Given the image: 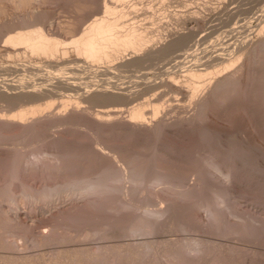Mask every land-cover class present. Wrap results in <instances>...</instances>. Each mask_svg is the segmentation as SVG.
<instances>
[{
    "label": "rangeland",
    "instance_id": "rangeland-1",
    "mask_svg": "<svg viewBox=\"0 0 264 264\" xmlns=\"http://www.w3.org/2000/svg\"><path fill=\"white\" fill-rule=\"evenodd\" d=\"M222 1L0 0V264H264V48L257 44L261 22L264 25V0H225L224 9ZM103 3L123 13L119 23L141 28L151 42L149 47L163 38L161 42L174 45L163 53L166 56L140 69L118 67L115 77L101 81L83 73L56 77V69L25 71L21 67L26 65H20L28 58L16 57L5 48L6 30L17 21L15 26L25 27L37 20L45 30L50 28V34L69 43L87 22L104 16ZM185 15L193 20L185 17L186 21ZM179 18L184 19L182 24ZM2 24L8 27L1 30ZM186 29L190 35L179 37L186 35ZM233 57L247 61L239 77L242 82L235 74L237 82L212 87L217 78L211 81L213 69L226 75L222 66ZM12 63L18 65L17 70L8 69ZM200 70L206 78L196 80L192 75ZM43 73H49L47 78L42 79ZM158 77L187 84L185 90L198 84L196 99L164 86L153 91L135 84ZM191 78L196 82L186 81ZM121 83L119 93L127 102L116 99L109 109L85 95ZM207 86L212 87V94ZM21 90L41 93V97L14 100L11 95ZM162 91L154 103L152 92ZM70 98L80 100L79 112L68 103ZM149 98L164 107L156 117L162 119V128L135 133L124 126L102 125L121 117L128 120L131 106L150 102ZM46 101L53 104L40 115L43 118L38 117L40 125L37 117L27 119V126L21 124L26 129L11 123L19 107ZM64 102L70 110L66 114ZM102 108L121 113L104 123L95 115ZM150 109H144L146 118ZM62 113L66 120L59 119ZM36 123L40 127L29 128ZM129 168L144 170L149 181L143 180L137 190L121 181L116 194L98 198L65 188ZM156 171L177 183V191L186 195L176 196L165 192L161 184H151ZM140 218L156 224L153 232ZM90 255L95 259H89Z\"/></svg>",
    "mask_w": 264,
    "mask_h": 264
},
{
    "label": "bare ground",
    "instance_id": "bare-ground-1",
    "mask_svg": "<svg viewBox=\"0 0 264 264\" xmlns=\"http://www.w3.org/2000/svg\"><path fill=\"white\" fill-rule=\"evenodd\" d=\"M94 1V0H93ZM106 1V0H105ZM123 1V0H122ZM174 1V0H173ZM176 1V0H175ZM224 1L223 0L222 2V7L224 9ZM232 1V0H231ZM84 2V1H83ZM170 2V1H169ZM221 2V1H220ZM177 3V2H176ZM181 3V2H180ZM209 3V2H208ZM36 4V3H35ZM104 5L102 6L103 7V14L104 16L103 17H99V18H93L92 21H90L89 23L87 22L86 25L79 29L78 32L73 35L70 39V42L69 43H65L64 40L60 39L59 37H57L55 34H50L49 31L48 32V29L50 28H47V30H45V27L42 23H39V22H33L29 21V23H27L29 26H24L23 25H17V22H15L16 24L14 25V23L11 24V26L13 25V27H8V29L6 30V37H5V41H3L5 43V48H8L9 52H12L14 53L13 55L16 56V57H19L20 55L23 56V58H28V60H26L24 62V64L22 63L20 66L22 65H26L24 67H21L23 68V70L25 69V71H28L30 72L32 69H35V68H40L42 70L44 69H56V71L58 73H56L54 76L56 77H68L70 74H74V73H83L84 75H93L92 77H94L93 80H95V78H99L97 79L98 81H101V80H106V79H103L102 77H108V79H112L113 77H115V72L117 70L118 67H122L123 69L124 68H127V67H143L144 65H146L149 61H152V59H156V57L160 56L161 55H165L163 53H165V51L171 47L173 44V41L172 42H168L166 41V43H163L161 41H157L155 42L154 41V45L149 47L147 44H149L148 42H150L146 36L143 35V31L141 32V28L135 26L133 23H125V24H121L119 23V19H121L123 17V13H119L115 10V8L113 7H110L108 6L106 3H103ZM170 5V4H169ZM228 5V4H227ZM174 6V5H173ZM202 6V5H201ZM210 6V4L208 5ZM136 7V6H135ZM206 7V6H205ZM216 7V6H215ZM220 7V8H222ZM225 7H226V4H225ZM96 8V7H95ZM198 8V7H197ZM204 8V7H203ZM219 8V7H217ZM227 8V7H226ZM117 9V8H116ZM205 9V8H204ZM215 9V8H214ZM208 10V8H207ZM211 10V9H209ZM218 10V9H217ZM221 10V9H220ZM177 11V10H176ZM197 11V10H196ZM205 11V10H204ZM185 12V11H184ZM222 12V11H221ZM176 13V12H175ZM197 13V12H196ZM199 13V12H198ZM216 13V11H215ZM201 14V13H200ZM212 14V13H211ZM218 13H216L215 15H217ZM187 15V14H186ZM184 16V18L188 17V16ZM189 15V14H188ZM195 15V14H193ZM206 15V14H205ZM208 15V14H207ZM206 15V16H207ZM33 16V15H32ZM31 16V17H32ZM94 16V15H93ZM111 16V17H109ZM214 16V15H213ZM37 17V16H36ZM139 17V16H138ZM179 17V16H178ZM183 17V16H181ZM190 17V18H189ZM188 17V19H192L191 15ZM202 17V16H201ZM209 17V16H208ZM173 18V17H172ZM176 18V17H175ZM185 18V20L187 21V19ZM200 18V17H199ZM206 18V17H205ZM19 19V18H18ZM33 19V18H32ZM39 19V18H37ZM177 19V18H176ZM180 19V18H179ZM183 19V18H182ZM181 20V19H180ZM184 20V19H183ZM180 22V24H182V21ZM190 20V21H191ZM21 21V20H20ZM24 21H27L24 19ZM176 21V20H175ZM194 21L197 23H199V20L198 19H194ZM193 21V22H194ZM10 22V21H9ZM22 22V21H21ZM20 22V23H21ZM185 22V21H184ZM192 22V21H191ZM205 22V21H204ZM264 22V21H263ZM8 23V22H7ZM11 23V22H10ZM19 23V22H18ZM156 23V22H155ZM177 24V23H176ZM186 25V23H183ZM187 24L189 25V23L187 22ZM194 24V23H193ZM201 24V22L199 23ZM6 25V24H5ZM4 25V26H5ZM169 25V24H168ZM3 24H2V28L1 30H4L5 28H7L5 26V28L3 29ZM187 26V25H186ZM259 26V25H258ZM171 28V27H170ZM186 28V27H185ZM164 29V28H163ZM259 29V28H257ZM168 30V29H167ZM170 30V29H169ZM177 30V29H176ZM187 30V29H186ZM190 30V29H189ZM173 31V30H172ZM171 31V33H172ZM259 32L258 36L259 38H257V44H261L262 47L264 48V25L260 24V29L258 30ZM4 32V31H3ZM1 33V31H0ZM5 33V32H4ZM54 33V32H52ZM188 33V30L186 32V35H183V33L180 35L179 37H183V38H187L189 34ZM195 32L192 31V34H194ZM255 33V32H254ZM176 34V35H177ZM146 35V34H145ZM3 36V35H2ZM149 36V35H148ZM147 36V37H148ZM175 37V36H174ZM192 37V36H191ZM4 38V36H3ZM152 39V37H151ZM161 39V38H160ZM69 40V39H68ZM251 40V39H250ZM254 40V39H253ZM1 41V40H0ZM67 41V40H66ZM178 41V40H177ZM165 42V41H164ZM151 43V42H150ZM174 43L176 44V42L174 41ZM184 43V42H183ZM249 43V42H248ZM153 44V43H152ZM256 43H252L250 44L253 45L252 47L255 46ZM230 46V45H229ZM4 48V49H5ZM261 48V47H260ZM253 49V48H252ZM170 51V50H169ZM258 51V50H257ZM7 52V51H6ZM8 53V52H7ZM6 53V54H7ZM167 53H169L167 51ZM172 53V52H171ZM242 53V52H241ZM245 53V52H244ZM247 54V52H246ZM253 54V53H252ZM236 55H240V54H236ZM245 55V54H244ZM250 55V54H249ZM166 56V55H165ZM248 56V55H246ZM251 56V55H250ZM241 57V56H240ZM159 58V57H158ZM175 58V57H174ZM238 57H233L232 59H236ZM243 58V57H242ZM242 58H240L242 60ZM16 59V58H15ZM230 59V60H232ZM244 59V58H243ZM229 60V61H230ZM233 60V61H234ZM238 60V62H237ZM116 61V62H115ZM231 61L230 64L227 63L226 65V62L225 64L222 66L223 68V71H227L226 75L224 73V75L222 76L220 73V70L216 71L215 72V68L213 69L214 72L213 74L210 75L212 76V79H216L214 80V84L212 82V87L214 85V87H222V86H225L227 84H232L231 82H233L234 80H237L240 79L239 77L241 76L242 77V74L244 73L245 71V68L246 67V62H240L239 61V58L236 59V61ZM243 61V60H242ZM115 62V63H114ZM228 62V61H227ZM233 62V63H232ZM150 63V62H149ZM13 64V63H12ZM222 64V63H221ZM14 66H8V69L13 71V70H17V68H15V65L18 66L17 64H13ZM179 65V64H178ZM200 65V64H199ZM148 67V66H147ZM216 67V66H215ZM44 68V69H43ZM129 68V69H130ZM139 68V69H140ZM137 69V68H136ZM122 69H120L121 71ZM197 70V69H196ZM55 71V70H54ZM124 71V70H123ZM127 71V69H126ZM125 71V72H126ZM138 71V69H137ZM188 70H186L187 72ZM193 71L192 73H194L195 70H191L190 69V72ZM198 71V70H197ZM196 71V72H197ZM201 71V70H200ZM222 71V70H221ZM230 71V72H229ZM10 72V71H9ZM183 72V71H182ZM185 73V71H184ZM189 73V72H188ZM198 73V72H197ZM193 74L192 76L194 78L197 79H200V78H204L205 74H203L204 72H199L198 74ZM202 73V74H200ZM49 74V73H48ZM47 73H43L42 75V79L44 78H47ZM191 74V73H190ZM223 74V73H222ZM235 74H237V78H235ZM81 75V74H80ZM170 75V74H169ZM187 75V74H186ZM209 75V77H210ZM221 75V77H220ZM188 76V75H187ZM191 76V77H192ZM214 76V77H213ZM245 76V75H244ZM90 77V76H88ZM172 77V76H171ZM169 77V80L164 78V77H158V78H154V79H149V78H143V79H139L137 81V83L135 84H139V85H143L146 87L147 90H153L155 88H158L159 87H166L170 90H175L177 92V94H186L187 97H190V98H194L199 88V85H195L193 83V85L191 86V89L189 90H185V86L187 85H178V82L177 84L174 83V80H170ZM189 77V76H188ZM208 77V78H209ZM219 77V78H218ZM167 78H168V75H167ZM194 78H191L189 80H186V81H192L193 80L195 81ZM206 78V76H205ZM206 79V80H209L210 79ZM82 79V78H81ZM79 80V79H78ZM241 80V79H240ZM243 80V78H242ZM241 80V82H242ZM60 81V80H59ZM58 81V82H59ZM186 81L184 83H186ZM57 82V83H58ZM135 81H130V83H134ZM196 82V81H195ZM199 82V81H198ZM197 82V83H198ZM235 82V83H236ZM52 83H55V85L57 84L56 82H52ZM65 82L63 83H60V84H64ZM189 83V82H188ZM201 83V82H199ZM205 83V82H204ZM203 83V84H204ZM190 84V83H189ZM202 84V83H201ZM210 84V83H209ZM42 85V84H41ZM65 85V84H64ZM90 85V84H89ZM129 85V84H128ZM127 85V86H128ZM205 85V84H204ZM208 85V84H207ZM45 86V85H44ZM52 86V85H51ZM84 86V85H83ZM100 88L102 85H99ZM124 86V85H123ZM126 86V85H125ZM188 86V85H187ZM2 87V86H1ZM202 87V85H201ZM208 87V86H207ZM212 87H210L212 89ZM217 87V88H218ZM123 87H122V83L119 84L118 87H105L104 89H100V90H94V91H89V92H85V95L87 96H90L91 99L94 98L95 100L98 99L100 102L103 103L104 106H110V102H115L119 99H125L126 96L123 95V94H120L119 93V90H121ZM206 87H204L205 89ZM210 88L208 87V91L210 92ZM61 90V89H60ZM201 90V89H200ZM216 88L213 89V91H215ZM47 91V90H46ZM54 91V90H53ZM71 91V90H70ZM188 91V92H187ZM199 91V90H198ZM207 91V92H208ZM217 91V90H216ZM44 92V91H43ZM61 92V91H60ZM79 92V91H78ZM124 92V90H123ZM211 94L213 93L212 91L210 92ZM10 94V93H9ZM41 94V93H40ZM40 94H37L36 92H33V91H28V90H21V91H17L15 92V94L11 95L12 98L14 100H22L23 102H29L31 100H36L38 99L40 96ZM58 94V93H57ZM166 94V93H165ZM202 94V92H201ZM150 95V94H149ZM153 95L151 98V100L156 103L155 101H157L160 97L163 96V91L162 92H157L155 94H152ZM189 95V96H188ZM200 95V94H199ZM203 95V94H202ZM10 95L6 96V98H11L9 97ZM141 96V95H140ZM197 97V96H196ZM195 97V99H196ZM210 97V95H209ZM69 97H67L68 99ZM141 98V97H140ZM148 98V97H147ZM175 98V97H174ZM199 98V97H198ZM208 98V97H207ZM49 99V98H48ZM72 102H71V100ZM68 101V103H73L74 107L77 109V111L79 112V108H80V100H75V102H73V98H70ZM92 99V100H94ZM117 99V100H116ZM188 99V98H187ZM205 97L204 98H200L198 99L197 101H199L197 103L198 104H202L203 101H204ZM97 100V101H98ZM150 100V98H149ZM148 100V101H149ZM150 100V102H146L144 104H140V105H136V107L131 106V109L128 110V120L124 119V118H120V116H123L122 114L119 116L120 119H118L117 122H114L113 124H103L102 125H105V127L108 125V127H114V126H121V129H123L124 127L125 130L129 129L130 132H149V131H152L153 129L154 130H157V129H160L164 126V123L161 121V120H157L156 117L159 114L162 115V111L164 109L163 105L162 104H154L152 103ZM176 100V99H175ZM194 100V99H193ZM208 100V99H207ZM43 101V100H42ZM52 101V100H50ZM47 104L48 102L46 101L45 104L43 105H37L33 107V104L32 103H29V104H32V106H28V103L25 105H23L22 107H29V108H26V109H17L19 110L18 112L16 111V113H14V115L12 114L11 115V123L13 122H17L19 123L20 125L21 124H25V126H27V119L29 118H36V122H39L40 119L38 117H40V115H42L44 112H46L47 110L51 109V105L50 104H53L50 103ZM98 101V102H99ZM125 101V100H123ZM45 102V100H44ZM57 102V101H56ZM99 102V103H100ZM122 102V101H121ZM127 102V101H125ZM158 102V101H157ZM179 102V101H178ZM62 103V102H61ZM67 102H64V106H63V111L65 112V110L67 109L66 108V105L68 104ZM98 103V104H99ZM139 103V102H138ZM15 104V103H14ZM62 104V105H63ZM108 104V105H107ZM117 104V103H116ZM130 104V103H129ZM133 104V103H132ZM17 105V104H16ZM101 106L104 108V106ZM13 106V105H12ZM15 106V105H14ZM146 106L150 107V112L149 115H150V118H146L145 115L147 114L146 111L144 110L146 108ZM16 107V106H15ZM180 107V106H179ZM73 108V107H72ZM97 108V107H96ZM102 108V109H103ZM103 109V110H100L99 112H97L95 115L96 116H99L100 120H102L104 123H108L111 116H116L118 114H120L121 112L119 110H106ZM115 108V106L113 107ZM130 108V107H129ZM189 108V107H188ZM93 109V108H92ZM101 109V108H100ZM109 109V108H107ZM149 109V108H148ZM190 109V108H189ZM197 109V108H196ZM62 111V108L60 109ZM69 110V109H67ZM84 110V109H83ZM59 111V110H58ZM56 112V111H55ZM70 112V110H69ZM75 112V111H74ZM85 112V111H84ZM83 112V113H84ZM179 112V111H178ZM48 114V113H47ZM46 114V116H47ZM66 114V112H65ZM65 114L62 113L61 116H64ZM76 114V113H74ZM124 114V113H123ZM126 114V113H125ZM56 115V114H54ZM59 115V114H58ZM51 116V115H49ZM68 116V114H67ZM71 116V114H70ZM95 116V117H96ZM44 117V116H43ZM43 117H40V118H43ZM60 117V116H59ZM69 117V116H68ZM77 117V116H76ZM80 117V116H79ZM102 117H107L109 119H104ZM112 117V119H113ZM117 117V116H116ZM114 117V118H116ZM124 117V116H123ZM166 117V116H165ZM6 118V117H5ZM47 118V117H46ZM50 118V117H48ZM71 118V117H70ZM118 118V117H117ZM59 119H64L66 120V116L64 117H60ZM89 119V118H88ZM117 120V119H116ZM181 120V119H180ZM196 120V119H195ZM42 121V120H41ZM62 121V120H61ZM101 121V122H102ZM26 122V123H25ZM44 122V121H43ZM57 122V121H56ZM64 122V121H63ZM68 122V120H67ZM166 122V121H165ZM182 122V120H181ZM187 122V121H186ZM10 123V122H9ZM16 123V124H17ZM30 123V122H28ZM42 123V122H41ZM69 123V122H68ZM110 123V122H109ZM169 123V122H168ZM40 125V122L38 123ZM50 124V123H49ZM173 124V123H172ZM184 124V123H183ZM18 125V124H17ZM36 124L34 125H31L29 128L32 129L33 127H37L39 126ZM64 125V124H63ZM101 125V124H100ZM99 125V126H100ZM110 125V126H109ZM163 125V126H162ZM23 126V125H21ZM124 126V127H123ZM162 126V127H160ZM171 126V125H170ZM185 126V125H184ZM187 126V125H186ZM40 127V126H39ZM43 127V126H42ZM123 127V128H122ZM3 128V127H2ZM24 129H26L27 127H24ZM28 128V129H29ZM120 128V127H119ZM34 129V128H33ZM103 129V128H102ZM153 130V131H154ZM152 131V132H153ZM11 132V131H10ZM25 132V131H24ZM30 132V131H28ZM32 132V130H31ZM147 132V133H148ZM134 134V133H133ZM146 134V133H145ZM151 134V133H150ZM138 135V133L136 134ZM140 135V134H139ZM149 135V134H148ZM146 136V135H145ZM155 163V162H154ZM129 165V164H128ZM134 166V165H133ZM214 169H216L215 166H212ZM111 168V167H110ZM136 169V168H135ZM133 168H129L128 171H115V173H104V175L102 177H99L91 182H87V183H82V182H72L68 185H66V189L68 190H72L71 192H77L76 190H79L81 191V193H85V194H88V195H92V196H95V197H102L104 195H114L116 194L117 192V183L123 181V182H127V184H130V189L132 188L133 190H137V188L139 189V186L144 185V182L143 180H146L145 178V172L143 170V172H140V171H137V169L135 170ZM139 169V168H138ZM148 170V169H147ZM146 171V170H145ZM151 173V172H149ZM148 174V172H147ZM148 179V178H147ZM150 180H151V184L155 185V184H161L164 186V190L165 192L167 191V193H173L174 195H178V196H181V197H184L186 194L184 192H178L179 190L177 189L178 188V185L177 183H173L169 180V177H167L164 173L160 172V171H156L155 173L152 174V176L150 177ZM146 181H149V180H146ZM142 185V186H143ZM129 186V185H128ZM127 186V187H128ZM122 187V186H121ZM150 187V186H149ZM144 188V187H143ZM195 188V187H194ZM128 189V188H126ZM192 189V188H191ZM121 190V189H120ZM178 190V191H177ZM78 191V192H79ZM127 191V190H126ZM132 191V190H131ZM138 193V192H137ZM51 194V191H48L47 192V196ZM123 194V193H122ZM132 194V192H131ZM135 194V193H134ZM140 194V192H139ZM176 195V196H177ZM133 196V195H131ZM137 197V196H135ZM144 201V200H143ZM141 202V201H140ZM147 202V201H146ZM134 203V202H133ZM145 203V202H144ZM143 204V203H142ZM126 206V205H125ZM128 206V205H127ZM135 206V205H134ZM146 207V206H145ZM135 208V207H134ZM166 210V209H165ZM146 211V210H144ZM164 211V210H163ZM166 213V212H165ZM149 215V214H148ZM143 217V216H142ZM145 218V217H144ZM135 219V218H134ZM141 220L143 218H140ZM137 220V219H136ZM141 220H140V223H141ZM146 221V220H145ZM143 219V222L146 223ZM138 222V221H137ZM142 222V225L140 226H143ZM150 222V221H149ZM147 222L148 226H151V229L145 224V227L147 226V229L149 228L150 229V232H153V230L155 229L154 227H156V224L155 223H149ZM136 223V222H135ZM138 224V223H137ZM139 226V227H140ZM144 229V226L142 227ZM154 228V229H153ZM149 229L147 230L149 232ZM153 229V230H152ZM151 242V241H150ZM145 243V242H144ZM139 245V244H138ZM143 245V244H142ZM117 247V246H116ZM104 248V247H103ZM86 250V249H85ZM106 250V248H105ZM62 251V250H60ZM70 252V251H69ZM103 252V251H102ZM139 252V251H138ZM66 253V252H65ZM75 253V251H74ZM136 253V252H135ZM135 253H132L131 255L134 254V256H136L137 254ZM72 255V254H71ZM19 256V255H18ZM76 256V255H75ZM80 256V255H79ZM95 255H93L94 257ZM99 256V255H98ZM92 257V258H93ZM137 257V256H136ZM1 258V257H0ZM23 258V256H22ZM81 258V257H80ZM91 258V255H90V258L89 259H92ZM97 258V257H96ZM95 259V258H93ZM67 260V259H65ZM73 260V259H72ZM75 260V259H74ZM73 260V261H74ZM77 261V260H76ZM98 261V260H97ZM78 262V261H77ZM69 263V262H68ZM95 263V262H93ZM92 263V264H93ZM98 263V262H97ZM91 264V263H90Z\"/></svg>",
    "mask_w": 264,
    "mask_h": 264
}]
</instances>
